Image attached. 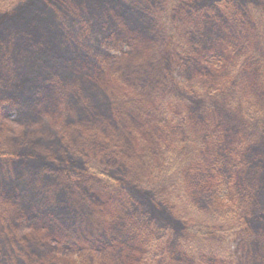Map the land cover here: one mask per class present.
<instances>
[{
  "label": "trees",
  "instance_id": "obj_1",
  "mask_svg": "<svg viewBox=\"0 0 264 264\" xmlns=\"http://www.w3.org/2000/svg\"><path fill=\"white\" fill-rule=\"evenodd\" d=\"M0 47L37 81L0 69V264H232L210 243L264 246V0H0ZM67 134L81 155L40 156ZM134 178L145 203L119 187L143 191Z\"/></svg>",
  "mask_w": 264,
  "mask_h": 264
},
{
  "label": "rangeland",
  "instance_id": "obj_2",
  "mask_svg": "<svg viewBox=\"0 0 264 264\" xmlns=\"http://www.w3.org/2000/svg\"><path fill=\"white\" fill-rule=\"evenodd\" d=\"M9 7V6H8ZM78 24L76 26L78 27ZM29 44L33 45V42L29 41ZM6 52L8 55H12V52L6 51L4 48L0 47V69L6 68L9 73H12L13 70L20 71L22 69V73L25 72V76L27 77V80L31 77L33 79L32 83H36L35 81V70L32 67L31 64L28 63L27 59H22V64L26 68H20L18 64L15 63V61H10L8 62L5 55ZM25 52V51H24ZM27 52V51H26ZM29 54V53H28ZM31 61L32 56L30 54ZM24 69V72H23ZM17 80V78H15ZM32 84V86L34 85ZM12 85L17 88L18 83L13 80ZM67 102V101H65ZM189 104L190 107L194 108V112L201 116L203 119L206 116H210L211 114H214V111L222 112V108L218 107L216 104L208 102L207 100H200V101H192ZM220 108V109H219ZM11 117L14 116V113L11 112ZM234 133L235 136H237L236 132V127L234 128ZM255 138V144L257 142H261V139L264 138V132H259L254 136ZM75 144H74V143ZM70 152H79V155L82 153V148L81 145L79 144V148H77V143L76 141L69 135L67 134L66 136L62 137L60 140L56 141L53 145L47 149V151L43 150L41 151L42 155H40L42 158L45 159H51V161L58 162L59 157H69L71 158ZM259 154L263 153L262 149H259ZM45 164V162H43ZM3 164V163H2ZM35 164V163H32ZM48 168L50 171H53V169L56 167L54 163L50 162ZM1 166V163H0ZM256 168H253L251 170H244V172L248 171H255ZM176 180V179H175ZM129 184L131 183H138L140 188H142L143 191H138L136 189H128L125 188L124 186L119 185V187L126 191L129 192L132 196L136 197L137 199L141 200L142 202H146V198L142 192L146 190L148 194H152L153 192L150 189L151 188V182L146 179H138L134 178V180H127ZM127 183V184H128ZM251 197L254 198V194L251 193ZM141 210H139V209ZM129 209L131 211L132 217L135 222L136 228L143 229L146 225V219L147 216H145L144 213V205L143 204H131L129 206ZM149 209V208H148ZM264 208H260L262 210ZM150 212V210H148ZM150 217L152 218V213L150 214ZM158 221V220H157ZM156 222V221H155ZM248 234L245 232H240L238 234H232L228 238L225 239V242L222 244H216L215 242L210 243L209 248L210 249H216V250H222L225 251L226 253H229L231 255V258H234V254L236 255L235 259L231 260L232 264H264V246L261 247H256V250H254L251 246V244L248 241Z\"/></svg>",
  "mask_w": 264,
  "mask_h": 264
}]
</instances>
